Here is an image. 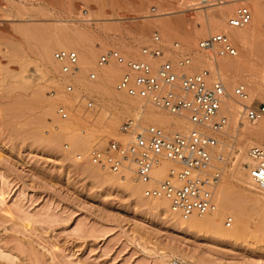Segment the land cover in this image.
I'll use <instances>...</instances> for the list:
<instances>
[{"label": "rangeland", "instance_id": "1", "mask_svg": "<svg viewBox=\"0 0 264 264\" xmlns=\"http://www.w3.org/2000/svg\"><path fill=\"white\" fill-rule=\"evenodd\" d=\"M179 6V0H0V264H164L162 256L169 254L172 246L222 264L255 256L244 246L253 242L251 232L240 231L233 243L227 240L214 244L205 236L204 228L187 232L173 229L162 215L143 210L123 187L112 184L110 173L85 159L94 144L121 137L123 120L152 107L140 101L131 115L124 113L122 98L115 93L119 76L114 85L105 88L108 91L85 92L75 84L71 93H65L60 66L42 61L39 53V31L67 23L91 31L96 41L107 46L105 52L116 49L126 57L141 59L140 50L151 43L155 31L148 30L136 41L139 28L152 19L177 21L182 29L192 22L194 14ZM7 7L9 13L3 10ZM179 36L169 42L160 37L167 56L177 59L174 43L184 48L180 54L192 59L204 53L197 46L203 36L190 47H184ZM125 46L131 51L126 52ZM102 53L93 60L97 69ZM256 53L244 55L245 63L251 64ZM95 80L97 75L91 81ZM76 91L81 102L92 101V108L123 112L111 134L106 135L99 125L77 124L71 115L73 109L59 103L62 97L74 98ZM58 106L67 109L66 120L56 115ZM65 125L71 126L68 134L62 131ZM72 138L84 139V152L71 151ZM219 139L226 141L223 135ZM77 153L83 159L77 160ZM237 155L235 148H226L224 162L217 161L218 167L228 174ZM223 177L235 203L243 206L244 187L224 173ZM245 192L262 196L253 190ZM207 231L213 232L212 228Z\"/></svg>", "mask_w": 264, "mask_h": 264}, {"label": "bare ground", "instance_id": "2", "mask_svg": "<svg viewBox=\"0 0 264 264\" xmlns=\"http://www.w3.org/2000/svg\"><path fill=\"white\" fill-rule=\"evenodd\" d=\"M179 2L180 8H183L184 6V11L192 12L194 14L192 22L189 20L190 24L188 23V26L186 25L187 27L182 29L177 21L163 23L160 21L161 19H152V22L139 28L136 35L134 32V38L138 41L147 34L148 30H153L160 33L163 40L165 39L164 41L169 42L172 38H178V36L182 34L179 36L182 45L184 47H190L194 46L193 41L197 37H204L205 34L224 33L228 37L236 49L235 55H229L223 52L222 47L219 44L203 48L198 44V48L204 53L196 54V59H192L191 56L188 55L191 59V63L184 69L186 72H196L197 70H203H199V68L205 66V69L209 71L207 75V80L209 82L215 79H221L225 84L228 93L224 99V107L228 112V123L224 132L220 135H216L218 144L212 149V151L216 157V165L219 163L217 161L224 162L222 154L226 148L229 150L235 148L239 152V155L234 156L235 161L232 163L233 168L229 169L228 174L226 170L224 171L219 168L220 180L215 190L216 208L213 212L208 213L203 217L191 216L188 219H183L178 213L171 210L169 201L166 198L145 197L143 195V189L147 184L133 181L128 176L122 178L110 173L109 175L112 179L109 181L112 184L123 187L126 193L135 201L137 206L143 208V210L156 212L159 215H162L173 229L179 230L180 232H183L184 230V232H187L204 228L206 230L205 236H209L211 238L210 242L214 244H216V242H226L227 240H231L230 242L233 243L238 240L240 231L251 232L253 242L244 246H247L248 252L255 256H245V259L234 264H264V191H257L252 185L248 175V164L250 163V159L247 155V149L252 145L264 148V116L255 122L240 121L238 119V112L241 110L243 104L257 105L262 102L264 103V0H222V3L220 4L208 7L197 6V0H179ZM238 4L248 5V8L251 11V20L246 24L247 26L232 27L228 24V19L231 17L233 9ZM3 10L6 13L10 12L9 7L3 8ZM169 14H171V12L160 15L158 14L157 16H167ZM39 32H41L38 33V37H40L38 39L40 44L39 53L42 61L44 60L53 64L56 68H59L60 64L54 60L52 52L60 48L74 50L78 55L77 70H75L74 73L63 74L60 72V75L65 76L62 78L65 86L67 83L72 86L76 84L79 90L85 92L92 90L101 92L107 90L105 89L106 87L114 85L113 81L117 79L122 71L121 66L113 60H109L108 63L102 65L97 63L100 67L99 69L96 68L93 60L98 52L105 53L107 46L101 41H96V37L91 31L79 27H70L66 23L53 25L52 27H47L46 31ZM34 40L37 41L36 38ZM150 44H153L152 37ZM159 45L167 55L169 52H167L165 47L162 46L161 38ZM124 49L126 52H130L132 48L130 46H125ZM172 49L175 51L174 45ZM180 50L182 53L185 51L183 47L181 49L179 47V52H177L178 57L181 55H187L180 54ZM253 51H257L254 61L251 64H246L244 55L250 54ZM122 55L126 57V54ZM174 56L168 55L167 57L170 61H174ZM141 59H148V57L141 52ZM91 73H94V77L88 78L91 77ZM96 75L97 80L92 82L91 80H93ZM89 79L91 80L89 81ZM238 84L246 85L245 88L248 93V99L246 101H238L233 95V88ZM43 88L40 89L39 92H44ZM72 90L70 92L65 91V93H71ZM41 93L39 95H41ZM115 93L118 97L122 98V109L126 114L131 115L132 110H137L140 101L143 105L150 106L157 110L155 111L152 108L145 107L137 116H134L135 118H139L141 125L151 123L162 128L164 131L181 132H186L193 126L188 120L186 113L182 115L171 114L163 109L145 103L136 96H129L123 91L117 90ZM78 96L79 92L76 91L74 98L62 97L59 99V103L64 106L67 105L73 109L71 115L77 124H88L92 126L99 125L106 135L111 134L119 125V119L123 112L117 109L109 112L98 106L91 107L90 109L86 108L85 103L81 102L80 99H78ZM253 99L258 102L253 101ZM49 107V109L52 110L53 102ZM71 130L70 125L62 127V131L67 134ZM221 135L226 138V141L224 139H219ZM71 141L72 152L85 151L82 148L85 143L84 139L74 138L73 140L72 138ZM230 141L232 144H230ZM85 159H87V154ZM170 165V162L162 161L161 164L154 167L152 171L153 177L155 179H161L164 177ZM244 166H247V169H245ZM223 173L224 175H227L229 180L235 181L244 187L243 192L241 193L243 196L242 200H244V203L242 202L243 206L235 203L232 198L233 196L229 193V188H227L228 184L223 177ZM250 190L256 191V193L261 194L262 196L255 197L254 195L253 197V194L245 192ZM226 214L233 215L234 218L233 223L229 227L224 223ZM179 217L185 221L178 220ZM211 228L213 232H208L207 230ZM171 259H177L184 264H222L221 262L210 259L206 255H195L175 246L169 248V254H163L162 256L164 264H170L172 261Z\"/></svg>", "mask_w": 264, "mask_h": 264}, {"label": "built area", "instance_id": "3", "mask_svg": "<svg viewBox=\"0 0 264 264\" xmlns=\"http://www.w3.org/2000/svg\"><path fill=\"white\" fill-rule=\"evenodd\" d=\"M222 3V0H197V6L208 7ZM155 12V7L152 6ZM251 20V11L244 4L235 7L228 19L232 27H242ZM153 44L141 48L148 59L125 57L116 49H110L99 56L98 64L113 60L122 71L116 81V89L129 96H136L145 103L163 109L171 114H187L193 125L188 131H164L151 123L141 125L139 118L127 117L119 127L121 138H109L101 144H94L87 153V160L101 171L136 182L147 184L143 195L149 198H166L170 208L183 219L191 216L203 217L216 208L215 190L220 180V169L216 165L212 149L217 146L216 135L224 132L228 123V112L224 107L227 88L221 79L207 80L209 71L186 72L191 63L188 55H181L173 62L159 45L160 36L152 33ZM219 44L222 51L235 55L236 49L224 33L209 34L199 41V46L210 47ZM179 52L178 43H174ZM53 58L60 64L63 74L77 70L78 55L74 50L60 48L53 52ZM91 78L94 73L90 74ZM69 83L65 91L70 92ZM238 101H246L248 93L244 85L233 88ZM86 100V108L92 107ZM57 115L68 117L67 109L58 106ZM264 116V103L243 104L238 112L240 121L255 122ZM250 159L248 175L257 191H264V148L252 145L247 149ZM77 159L82 155L77 153ZM168 161L164 177L155 179L154 167ZM226 226H231L233 217L226 215ZM170 264H184L172 259Z\"/></svg>", "mask_w": 264, "mask_h": 264}]
</instances>
